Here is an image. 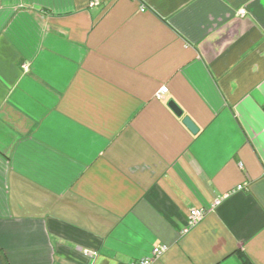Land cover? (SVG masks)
<instances>
[{"label": "crops", "instance_id": "1", "mask_svg": "<svg viewBox=\"0 0 264 264\" xmlns=\"http://www.w3.org/2000/svg\"><path fill=\"white\" fill-rule=\"evenodd\" d=\"M89 2L0 0V264H264V0Z\"/></svg>", "mask_w": 264, "mask_h": 264}, {"label": "built area", "instance_id": "2", "mask_svg": "<svg viewBox=\"0 0 264 264\" xmlns=\"http://www.w3.org/2000/svg\"><path fill=\"white\" fill-rule=\"evenodd\" d=\"M103 0H90L89 6L90 7H97L102 3ZM145 7L141 6L140 11H144ZM245 10H240V15H245ZM167 93V88L165 86L160 87L158 90L156 96L158 98H161L162 95ZM215 203H218L216 201ZM205 215V209L203 208H193L189 212L188 217V228L194 227L197 225L204 217ZM167 249V245H158L157 247H154L150 253L149 256L141 259L138 263L135 264H151L155 259H157L165 250ZM88 254V253H87Z\"/></svg>", "mask_w": 264, "mask_h": 264}, {"label": "water", "instance_id": "3", "mask_svg": "<svg viewBox=\"0 0 264 264\" xmlns=\"http://www.w3.org/2000/svg\"><path fill=\"white\" fill-rule=\"evenodd\" d=\"M168 106L172 111L179 117L182 116V111L179 109V107L174 103V102H169ZM183 124L186 126V128L191 132V133H196L197 132V127L195 124L192 122V120L189 117H184L183 118Z\"/></svg>", "mask_w": 264, "mask_h": 264}]
</instances>
